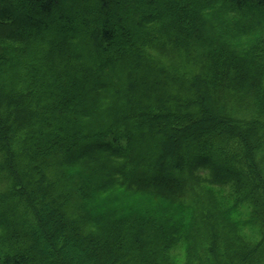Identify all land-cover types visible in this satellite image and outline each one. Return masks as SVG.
I'll return each mask as SVG.
<instances>
[{
  "label": "trees",
  "instance_id": "obj_1",
  "mask_svg": "<svg viewBox=\"0 0 264 264\" xmlns=\"http://www.w3.org/2000/svg\"><path fill=\"white\" fill-rule=\"evenodd\" d=\"M4 3H12L15 8L25 4L29 6L15 17L5 15L7 7ZM127 4V0H0V180L10 182L11 185L5 184L4 193L15 200L22 217L19 231L11 225L5 226L10 229V241L28 237L31 253L9 256L4 259V264H30V261L32 264H175L174 256L184 240L190 237L193 242L195 239L192 232L185 234L184 222L177 212L163 206L164 213L159 217H138L137 214L123 216L117 209L107 211L106 215H91L87 207L95 201L104 205V200H100L97 194H107L116 189L148 193L176 204L189 190V184L183 176L188 178V182L204 180L205 185L222 192L231 205L222 211L228 226L223 237L222 251L216 247L220 235L214 230L217 222L214 220L210 224L212 230L200 256L197 252L187 250L184 264H264V92L247 84V73L239 78L230 75L229 63L242 66V57L234 56L225 60L218 53L208 66L209 71L204 72L201 68V73L187 80L184 74L172 71L188 86L184 96L179 97L170 110L151 114L138 112L142 126L148 130L149 135L162 132L167 136L168 151L176 152L184 142L196 141L197 148L187 162L185 157L178 155L170 165H161L151 170L127 171L113 168L107 172L101 169L90 171L77 163L76 157L70 154L66 160L68 167L65 173L75 177L78 183L75 186L66 183V192L58 197L52 195L44 155L48 149L66 140V136L61 135L64 132L60 123L63 118L60 117L58 107L52 104L54 98L50 89L46 87L44 91L41 82L34 79L35 90H43L39 92L40 98L34 100L36 105L29 102L25 104L26 100L17 99V102L25 105L23 111L14 114L8 113L3 107L5 100L11 98V91L5 90L11 84L2 77L6 70L18 77L21 70L25 75L21 66L29 70L34 64L37 72L45 76V72L49 71V78L55 64L48 54L50 47L61 49L71 39L64 37L67 43L64 40L63 44H55L51 38L48 39L46 34L60 25L88 29L93 43L90 47L97 58H109L118 63L120 60L126 61L128 57L124 49H135L129 58L131 63L140 66L144 61L141 55L143 44H138L136 48L137 42L124 34L120 42L123 48L115 49L117 30L113 11L127 8ZM225 4L234 10L246 11L244 14L256 10L264 15V0H225ZM141 19L139 27L154 22L151 15ZM204 31L201 29V35ZM12 49H20L23 53L12 55ZM114 49L116 54H109ZM134 57L136 60H133ZM222 58L225 68L220 66ZM37 63L48 70L39 67ZM69 67V72L75 75L73 79L69 81V76L63 73L61 75L64 79L53 89L57 97L61 92L65 96V92L70 91L71 99L65 107L73 109L66 114L72 116L76 112L72 107L73 101L77 99L83 82L94 77L100 82L99 74L106 71L89 69L77 74L73 65ZM63 72H67L65 68ZM140 86L133 81L132 87ZM153 86L159 89L163 87L158 80ZM63 99L65 101L67 97ZM17 102L11 107L16 106ZM41 107L53 110H50L53 116H48L47 122L42 119L45 116L39 113ZM65 107L62 106V109ZM90 115L87 111H80L72 118L87 123L91 121ZM39 121L43 122V126L38 125ZM20 139L25 141L27 150L23 147L16 155L9 156L8 148L21 146ZM131 140V137L124 139L112 135L103 139L96 137L94 142L97 144L96 150L118 155L128 151ZM101 144L104 146L102 149L99 148ZM30 152L33 163L26 173L21 169V163L30 158L26 154ZM167 154L165 152L163 155ZM32 176L40 180L33 187H28L27 178ZM153 176H159L162 180L156 182ZM96 191L97 194L94 193ZM71 199L78 202V220H69L67 214L57 206L61 201L66 204ZM239 206L244 207L252 219L247 224L259 222L262 229L250 246L240 244L233 251L228 247L230 239L227 238L233 226L229 212L236 209L242 211ZM0 224H4L1 218ZM88 225H91L92 231H86ZM235 236L238 239L245 238L239 232Z\"/></svg>",
  "mask_w": 264,
  "mask_h": 264
},
{
  "label": "clouds",
  "instance_id": "obj_2",
  "mask_svg": "<svg viewBox=\"0 0 264 264\" xmlns=\"http://www.w3.org/2000/svg\"><path fill=\"white\" fill-rule=\"evenodd\" d=\"M146 15L154 17L155 22L148 29L153 34L154 44L167 48L180 44L182 50L193 52L195 59L186 60L178 70L184 74V79L196 76L202 66L207 71V66L219 53L225 60L234 56L242 57V66L229 63L230 75L239 78L247 73V84L264 92V20L257 23L253 17L229 19L225 0H140L132 5V11L128 14L133 20ZM209 17L213 18L214 25L209 23ZM237 28L253 31L258 37L242 52H237L226 40V36ZM201 29L205 30L203 35ZM109 54L115 55V49ZM153 63L147 61L136 66L120 60L115 67L99 74L103 86L94 78L83 82L74 105L76 112L62 123L64 132L61 135L66 136V140L48 149L44 155L53 197L62 196L66 192V183L73 186L78 183L75 177L65 173L68 167L66 160L70 154L86 170L101 169L105 172L113 168L127 171L151 170L161 165H170L178 155L185 157L186 162L191 158L197 148L195 140L186 141L176 152H171L168 151V140L164 133L149 135L148 130L142 126L138 112L151 114L170 110L177 99L184 96L179 80L175 83L169 81L168 86L159 92H151L158 79L156 68L160 66L157 63L153 67ZM133 81L142 86L132 87ZM80 111L91 113L93 119L86 123L82 119L72 118ZM112 135L132 138L127 152L109 155L96 150V137L103 139ZM85 145L87 147H83ZM165 152L168 154L163 155ZM27 179L28 187H33L40 180L35 176ZM204 188L205 181L197 179L187 193L188 200L193 203L202 201L207 195ZM57 206L67 214L69 220H78L79 205L75 199L68 200L66 204L61 201ZM0 218L4 221V224H0V264H4V259L9 256L31 255L28 237L19 241L9 240L10 229L5 225H11L19 231L22 217L15 200L7 195H0ZM92 230L91 225L86 226V231Z\"/></svg>",
  "mask_w": 264,
  "mask_h": 264
},
{
  "label": "rangeland",
  "instance_id": "obj_3",
  "mask_svg": "<svg viewBox=\"0 0 264 264\" xmlns=\"http://www.w3.org/2000/svg\"><path fill=\"white\" fill-rule=\"evenodd\" d=\"M140 0H127V8H118L113 11L114 16L116 18L115 27L117 30V45L115 46V49L123 48L120 46V42L122 41V36L126 34L128 37H131L133 41L137 45H135L136 48H138V44L142 45L141 48L143 52L142 58L143 63L141 65L145 64L147 61H154L153 67H155V64H159L160 66L156 68V73L158 75V81L162 83L163 88L168 86V82L172 81L175 83L176 81H180V87L181 90L184 92L185 88L188 87L187 84H185L183 79H180V76H175L172 71L177 72L182 66L183 63L186 60L195 59V56L192 51H189L188 49L182 50V45L177 44L176 46L172 48H167L164 45H158L153 43V34L148 31L149 28L152 27V24H146L143 27H139L141 23L142 16L140 19L133 20L131 19L128 14L130 11H132V5L139 3ZM7 7V10L5 11V15H13L16 17L17 14H20L22 10H27L28 6L25 4L22 7L15 8L13 7L12 3H4ZM228 7V18L229 19H236V18H243V17H253L256 19L257 23L260 20H264V15L262 13L260 14L256 10H250L247 14H244L243 10H234L232 7H230L228 4H226ZM124 12L125 14L121 13ZM209 23L214 25V20L212 17H209ZM83 29V30H82ZM77 28L73 26H64L60 25L58 28L53 29L51 32L46 34L47 36L51 37L52 42L55 44H63L65 39H69L66 45H62L60 48H52L50 47L48 54L52 57V60L55 62L52 67V71L49 75V71L45 72L47 76H45L42 72H37V69L33 67H30L29 70L26 69V67L23 65L21 68L25 70H21L18 72L20 74L18 77L11 74V71L8 72L7 70L3 74V78L6 82L11 84L8 86V88H5L7 91H11V98L5 100V103L3 104V107L6 108V111L8 113H20V111H23L24 105L28 102L31 104H35L34 100L39 97V92L45 91V88L50 89V94H52L54 101L53 105L58 107V111L60 113V117L63 118V120L60 121V123H63L64 120L68 119L70 116L66 115L67 113L72 112L71 110H68L66 108L65 104H68L69 100L71 99L69 95V92H65V96L67 99L64 101V93H59L58 97L55 94L54 87L58 85L59 81L61 79H64L63 75L65 74L66 77L69 76V81L73 79L75 75H72V73L69 72V65H73L76 68L77 74L81 72H85L89 69L92 71L99 72L100 70L104 69V71H107V67L109 69L115 67L117 63L113 61L112 59L109 60V58H97L91 50L90 46H93L91 35L88 32V29L84 28ZM75 36H80V39H74ZM65 37V39H64ZM135 37V38H134ZM143 38V39H142ZM31 39V37H30ZM33 39V38H32ZM140 39V40H138ZM254 39H258L255 32L249 31L246 29H235L231 31L229 35L226 36V40L228 44H230L231 47L238 50H243L247 48L249 45L252 44V41ZM50 40V41H51ZM44 49V48H43ZM135 49H124L128 57L125 58V60L129 63H131V58H129L130 53L133 52ZM20 49H12L11 54L17 55L23 52H20ZM70 58V59H69ZM71 60V61H70ZM133 60H136L134 57ZM223 58L220 61V66H223L225 68L226 64L223 62ZM39 67L46 68L42 64L37 63ZM50 64H47L49 66ZM213 66V65H212ZM65 68V71L63 72V69ZM203 69V66H202ZM27 70V71H26ZM51 70V69H50ZM207 70L209 71L210 68L207 66ZM204 71V69H203ZM79 72V73H78ZM206 72V71H204ZM201 73V71L199 72ZM198 73V74H199ZM84 74V73H83ZM33 76V78L30 77ZM96 75V74H95ZM98 76V75H97ZM23 77V78H20ZM95 78V77H94ZM99 78V76H98ZM191 78V77H190ZM37 80L41 82V84L44 86L43 90H35V87L33 86V80ZM40 79H43L41 81ZM52 79V80H51ZM57 80V81H56ZM98 81V80H97ZM99 82V81H98ZM102 84L103 82L100 81ZM136 82V81H135ZM62 83V82H61ZM69 83V82H68ZM73 83H71L72 85ZM46 85V86H45ZM183 85V86H182ZM103 86V85H102ZM39 87V84H38ZM66 89V88H65ZM151 90H155L159 92L161 89L156 88L155 86H152ZM6 91V92H7ZM72 91V90H71ZM145 96H147V92L144 93ZM50 98V97H49ZM17 99L20 100H26L25 104L17 102ZM17 102L16 106H12ZM27 102V103H26ZM77 102V99L73 101V104L75 105ZM19 103V105H18ZM9 104V106H8ZM74 105L72 107H74ZM62 106L65 107L64 110L62 109ZM20 110V111H19ZM51 110V109H50ZM50 110L45 107H41L39 109V113H41L43 121L47 122L48 116H53L52 113H50ZM53 111V110H51ZM156 112V113H160ZM1 113V111H0ZM5 115V114H4ZM19 115V114H18ZM90 119L92 120L93 117L90 115ZM63 121V122H62ZM88 121V120H87ZM39 126H43V122H38ZM55 128V123H54ZM20 134H24V132H21ZM151 135V134H150ZM132 142V140H131ZM25 141H22L20 139L18 148H11L9 150V156L16 155L20 152V149L22 150L23 147L25 150H27L26 144H24ZM18 144V143H17ZM104 146L101 144L99 145V148H103ZM23 150V151H25ZM31 151V150H30ZM29 155V159L24 160V162L21 163V169L25 171L26 173L29 172V169H31V163L32 162V153H26ZM4 157L6 158V153H4ZM154 177V176H153ZM187 185L189 184V189L192 187L194 180H191L188 182V178L185 179V177H182ZM154 180L157 182L161 181L162 178L159 176L154 177ZM4 181L0 180V195H5L4 189L6 188ZM11 185V184H10ZM189 190L185 191L183 199L179 203L173 204L165 199H160L153 197L152 195L148 193H142V192H130V191H124L120 189H116L113 191L108 192L107 194H97L98 191L94 192L98 195L100 200H104V205H102L100 202L95 201L94 203H91L87 207V211L92 215H95L97 213H102L106 215L107 211L115 210L117 209L118 212H120L121 215H130V214H137L138 217L145 215L148 217H159L161 214H163V206L167 207L169 210L177 212L184 222L185 230L187 232H192L195 239L193 242L190 241V239L187 237L180 250L175 254L174 256V263L175 264H184L186 261L185 258L187 256V250L190 252H197V255L200 256L203 247L206 245L208 237L210 236L212 227L211 223L215 220L217 221L215 223V231L217 234L220 235V237H217L216 240V247L217 249L221 250V246L223 244V237L227 233L225 229H228V226H226V221L224 219V216L222 211L225 210V208H228L230 203L226 200L225 196L222 192H219L218 190L211 189L209 186L205 185L204 191L207 193L206 197L200 201L199 203H193L190 202L187 198V193ZM105 198H107L105 200ZM13 199V198H12ZM162 208H160V207ZM231 206V205H230ZM159 207V208H157ZM239 208L242 210H234L233 212H229L230 218L233 221V226L231 227V231L229 234H227V238L230 239V246L228 244V247L231 250H236L240 244H245L246 246H250V244L255 240V238L258 236L259 232L261 231L262 227L259 222L257 223H251V225L247 224L248 220H251L249 215L247 214V210H244L241 206ZM208 212H210L208 214ZM176 213V214H177ZM168 216V215H167ZM171 217V216H170ZM199 218V219H198ZM2 219V218H1ZM204 219V220H203ZM229 220V219H228ZM230 221V220H229ZM223 229V230H222ZM192 230V231H191ZM209 231V233L207 232ZM243 235L245 238L238 239L235 234L238 233ZM205 237V238H204ZM193 249V251H192Z\"/></svg>",
  "mask_w": 264,
  "mask_h": 264
}]
</instances>
